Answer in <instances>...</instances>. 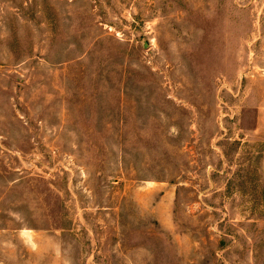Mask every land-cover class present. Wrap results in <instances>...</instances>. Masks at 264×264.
<instances>
[{
    "label": "rangeland",
    "instance_id": "374dc122",
    "mask_svg": "<svg viewBox=\"0 0 264 264\" xmlns=\"http://www.w3.org/2000/svg\"><path fill=\"white\" fill-rule=\"evenodd\" d=\"M0 264H264V0H0Z\"/></svg>",
    "mask_w": 264,
    "mask_h": 264
}]
</instances>
